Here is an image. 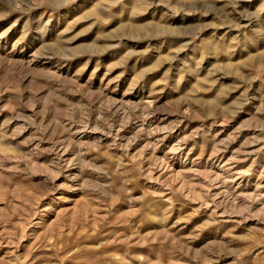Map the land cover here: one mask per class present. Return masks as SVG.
<instances>
[{
  "label": "rangeland",
  "instance_id": "1",
  "mask_svg": "<svg viewBox=\"0 0 264 264\" xmlns=\"http://www.w3.org/2000/svg\"><path fill=\"white\" fill-rule=\"evenodd\" d=\"M0 264H264V0H0Z\"/></svg>",
  "mask_w": 264,
  "mask_h": 264
}]
</instances>
